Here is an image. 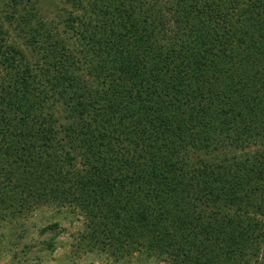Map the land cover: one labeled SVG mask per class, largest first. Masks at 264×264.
Masks as SVG:
<instances>
[{"label":"trees","instance_id":"trees-1","mask_svg":"<svg viewBox=\"0 0 264 264\" xmlns=\"http://www.w3.org/2000/svg\"><path fill=\"white\" fill-rule=\"evenodd\" d=\"M4 0L0 220L83 218L115 260L264 264V0Z\"/></svg>","mask_w":264,"mask_h":264},{"label":"rangeland","instance_id":"rangeland-1","mask_svg":"<svg viewBox=\"0 0 264 264\" xmlns=\"http://www.w3.org/2000/svg\"><path fill=\"white\" fill-rule=\"evenodd\" d=\"M58 4L59 0L40 2L48 17ZM82 229L83 218L77 212L54 206L0 220V264H167L144 252L115 260L96 248L90 250L79 244Z\"/></svg>","mask_w":264,"mask_h":264}]
</instances>
